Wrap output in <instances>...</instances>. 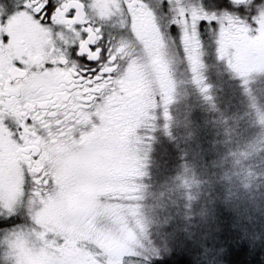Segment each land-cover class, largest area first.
I'll list each match as a JSON object with an SVG mask.
<instances>
[{"label":"snow or ice","instance_id":"snow-or-ice-1","mask_svg":"<svg viewBox=\"0 0 264 264\" xmlns=\"http://www.w3.org/2000/svg\"><path fill=\"white\" fill-rule=\"evenodd\" d=\"M146 24L195 63L190 53L206 42L222 53L237 31L264 40V0L0 2V240L12 264H27L21 245L48 254L52 264H140L136 247L103 217L99 231L75 219L58 227L45 217L54 204H69L114 138L139 126L129 114L148 104L132 61L140 50L157 55L140 37ZM109 228L118 248L103 241Z\"/></svg>","mask_w":264,"mask_h":264},{"label":"trees","instance_id":"trees-1","mask_svg":"<svg viewBox=\"0 0 264 264\" xmlns=\"http://www.w3.org/2000/svg\"><path fill=\"white\" fill-rule=\"evenodd\" d=\"M206 74L210 97L192 88L151 133L145 259L264 264V70Z\"/></svg>","mask_w":264,"mask_h":264},{"label":"rangeland","instance_id":"rangeland-1","mask_svg":"<svg viewBox=\"0 0 264 264\" xmlns=\"http://www.w3.org/2000/svg\"><path fill=\"white\" fill-rule=\"evenodd\" d=\"M262 70H264V56L250 57L242 64H237L234 69L233 65L230 67V73H236L239 77H247L249 73H262ZM140 83L142 99L148 107L142 111L136 133H132V137L128 136L126 139L114 138L109 151L103 155V158L96 161L100 162L97 163L100 171L104 169L103 175L109 171L119 170L120 174L115 177L117 179L112 181L102 179L100 185H90L86 189L88 204L69 203L67 206L63 203L54 204L45 219L46 222L58 227L72 225L75 219L85 228L91 227L99 231L96 229L95 222L103 217L117 226V231L128 244L136 247L141 255L140 264H149L145 252L148 253L152 248L147 235V231H150L148 227L152 224H149L147 217L143 214V204L146 199L143 189L153 139L151 133L160 118L165 120L163 127H166L168 131L169 110L177 101L179 102L181 96L188 104L192 88L209 98L210 84L206 73H145ZM90 171L91 169L88 172ZM161 184L165 187V182ZM93 194H96L95 201L91 199ZM112 196H118L121 203L111 204L109 197ZM100 197L105 199L101 200ZM16 219L18 223L24 222L22 217H16ZM101 236L103 241L114 249L121 244L120 237L111 228L102 232ZM21 251L24 252L27 264H52V257L46 253L32 252L31 249H25L23 245H21ZM9 253L10 250L4 241L0 240V264H12Z\"/></svg>","mask_w":264,"mask_h":264},{"label":"flooded vegetation","instance_id":"flooded-vegetation-1","mask_svg":"<svg viewBox=\"0 0 264 264\" xmlns=\"http://www.w3.org/2000/svg\"><path fill=\"white\" fill-rule=\"evenodd\" d=\"M0 2H4V0H0ZM184 2L188 4L191 3L192 0H184ZM216 2L222 3L223 0H216ZM232 36L234 38L233 42L226 46L222 53L218 48L207 42L202 49L190 53V55L194 57V63V61L188 59L185 53L178 49L177 44L171 40H168L165 47V45L157 39L154 29L146 24L140 29V37L147 42L150 48L157 50V55L149 59V53L144 50H140L136 53L132 61L133 65L138 69L136 81L140 83L145 73H214V71L215 73H230V67L232 65L234 69L237 64H242L243 61L250 57L261 58L264 56V40L259 38H247L246 33L240 31L232 33ZM123 43L125 47L128 46L127 40L123 41ZM134 50L133 48V51ZM133 51L125 52V55L132 56ZM194 67L195 71H193ZM141 114L142 111L136 107L129 115L133 120H140ZM123 123L126 125L128 122L124 121ZM136 130L134 131L135 133ZM129 137H132V134H130ZM97 163L100 162H96L91 168V171L80 178L77 186L69 194V203L88 204L86 189H88L90 185H100L102 179H107L108 181L117 179L115 177L120 174L119 170L114 172L109 171L103 175L102 172L104 169H102L101 172V169L97 167ZM112 183H114V181Z\"/></svg>","mask_w":264,"mask_h":264}]
</instances>
